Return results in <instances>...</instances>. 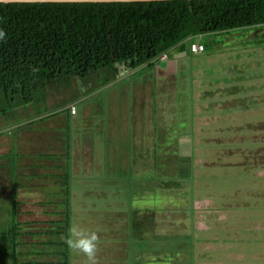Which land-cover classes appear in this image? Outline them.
<instances>
[{
    "label": "rangeland",
    "instance_id": "1",
    "mask_svg": "<svg viewBox=\"0 0 264 264\" xmlns=\"http://www.w3.org/2000/svg\"><path fill=\"white\" fill-rule=\"evenodd\" d=\"M258 26L230 27L229 39L222 30L184 37L166 58L131 69L115 62V76L95 90L89 88L98 85L95 76L82 85L78 77L74 86L65 79L49 82L57 104L74 99L77 113L100 116L87 136L102 144L105 167L89 174L72 169L70 130L66 176L40 185L38 193L55 201L45 203L21 188L17 156L10 152L8 169L0 164V213L9 184L16 219L34 229L56 207L66 181L68 228L97 232L114 263L264 264V129L222 128L216 142L211 123L213 99L227 94L215 87L227 85L235 71L243 75L234 77L238 87L229 92L247 100L225 104L222 112L233 123L264 114V26ZM189 40L202 48L188 50ZM251 90L259 98L248 102L243 94ZM10 106L0 95V109ZM161 152L167 159L158 165Z\"/></svg>",
    "mask_w": 264,
    "mask_h": 264
},
{
    "label": "trees",
    "instance_id": "2",
    "mask_svg": "<svg viewBox=\"0 0 264 264\" xmlns=\"http://www.w3.org/2000/svg\"><path fill=\"white\" fill-rule=\"evenodd\" d=\"M248 25H264V0H0V95L9 104L26 101L35 88L70 76H95L103 84L115 76V62L131 69L184 37ZM62 185L63 196L34 229L16 219L9 186L0 213V264H87L65 243L68 188ZM105 249L98 243L97 264H117L102 256Z\"/></svg>",
    "mask_w": 264,
    "mask_h": 264
},
{
    "label": "crops",
    "instance_id": "3",
    "mask_svg": "<svg viewBox=\"0 0 264 264\" xmlns=\"http://www.w3.org/2000/svg\"><path fill=\"white\" fill-rule=\"evenodd\" d=\"M260 26L264 25H259L258 27ZM228 30L229 29H222V31L227 33L224 38L228 37L229 39L231 36L228 35L230 32ZM178 44H180V42L176 43L174 46H178ZM188 50H190L189 47ZM162 58H166V52L157 59ZM170 66V61L166 60L165 67L170 68ZM234 74L235 76L243 75L241 71H235ZM255 74L254 76H259L258 73ZM235 76L231 73V81L227 84H230L229 86L216 85L215 87L217 91L224 90L228 94L223 95L221 98L217 96V98L213 99V104H215L216 109L213 111L214 113H211V123L213 124V129L216 131H214L216 142L221 141L219 137H217V133L220 132L222 128L234 129L243 125H250L261 131L264 129V114L251 116L249 119L241 118L238 121L239 123H233L230 121V118H227L222 112L223 108L221 107L226 105L229 106L234 103L237 104L241 101L245 102L247 100L243 101L242 97L240 98L237 94L234 95V93L231 94L229 92L234 91L232 87L237 86L236 82L238 79H234ZM74 78V76H70L58 79H65L71 83L70 85L74 86ZM89 80L90 78L85 81L80 79L81 85L83 82L85 84V82ZM92 83L93 82H91V84ZM101 85L102 84H98L92 87V90L99 88ZM48 90L49 82L41 87L39 93L37 92L34 94L35 91H32L29 100L10 103L11 109H0V164L5 165L7 170V165L9 164V156L7 155L13 152L14 155H11L12 159L17 156V158L14 159L17 165L15 171L19 176V182L22 185L21 188L28 192L35 193V196H40L41 199H44L45 195L38 193L41 192L40 185L45 182H58L61 176H66L64 167L66 166V153L69 149L66 146V142L70 130H72L70 140L72 144L69 149V156L75 159L71 162L72 169L75 166L78 167L83 174H89L90 168L100 169L101 167H105L102 161V144L89 138L91 135L89 131L91 128L89 125H94L92 128L98 129L100 125L99 121L101 120L100 116L93 115L89 113L90 111L77 113L78 111L74 99L67 100L65 104L59 105L57 104L56 97H52L54 93H49ZM243 96L248 97V102L259 98V94H256L252 90L247 94H243ZM69 104L73 105V111H69ZM91 120H94V124H89ZM68 125H70V127H68ZM87 134H89V136H87ZM144 142L146 143V141ZM108 149L113 152L112 155L115 154L114 147L111 148L110 146ZM214 149L227 150L225 147H217ZM161 154L160 158H157L158 162L163 160V153ZM216 157L217 156H214L213 159H216ZM164 160H166V158H164ZM204 163L207 162L204 161ZM95 164L96 166L90 167ZM7 185L9 187V184ZM82 188L84 190V187ZM101 253L103 257H110L106 249L103 251L101 250Z\"/></svg>",
    "mask_w": 264,
    "mask_h": 264
},
{
    "label": "clouds",
    "instance_id": "4",
    "mask_svg": "<svg viewBox=\"0 0 264 264\" xmlns=\"http://www.w3.org/2000/svg\"><path fill=\"white\" fill-rule=\"evenodd\" d=\"M0 30V38L4 37ZM65 243L72 251L86 257L87 264H97L96 253L98 251L99 237L97 232L81 227L79 224L70 225Z\"/></svg>",
    "mask_w": 264,
    "mask_h": 264
},
{
    "label": "built area",
    "instance_id": "5",
    "mask_svg": "<svg viewBox=\"0 0 264 264\" xmlns=\"http://www.w3.org/2000/svg\"><path fill=\"white\" fill-rule=\"evenodd\" d=\"M188 47L190 50H199L202 48V44L200 42H193V41H189L188 42ZM163 54H160V56H162ZM69 111H73V105L69 104Z\"/></svg>",
    "mask_w": 264,
    "mask_h": 264
},
{
    "label": "water",
    "instance_id": "6",
    "mask_svg": "<svg viewBox=\"0 0 264 264\" xmlns=\"http://www.w3.org/2000/svg\"><path fill=\"white\" fill-rule=\"evenodd\" d=\"M1 1H13V0H1ZM17 1H34V0H17ZM104 1H106V0H104Z\"/></svg>",
    "mask_w": 264,
    "mask_h": 264
}]
</instances>
